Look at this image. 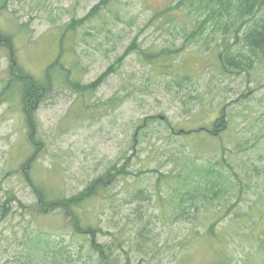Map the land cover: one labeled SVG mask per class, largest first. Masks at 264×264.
Listing matches in <instances>:
<instances>
[{
	"label": "rangeland",
	"instance_id": "rangeland-1",
	"mask_svg": "<svg viewBox=\"0 0 264 264\" xmlns=\"http://www.w3.org/2000/svg\"><path fill=\"white\" fill-rule=\"evenodd\" d=\"M101 1L0 0V264H264V62L224 76L223 27L188 38L206 16L190 0H110L87 18ZM16 71L45 88L37 109ZM30 182L79 201L47 208Z\"/></svg>",
	"mask_w": 264,
	"mask_h": 264
},
{
	"label": "trees",
	"instance_id": "trees-1",
	"mask_svg": "<svg viewBox=\"0 0 264 264\" xmlns=\"http://www.w3.org/2000/svg\"><path fill=\"white\" fill-rule=\"evenodd\" d=\"M110 0H102L99 2L97 6L93 8V10L88 14V17L93 16L95 13L98 15L105 6H109ZM186 0H180V2L174 6V9H178L180 6L185 5ZM184 3V4H183ZM198 3L201 8L206 10V16L204 19L200 21V27L198 30H194L189 36L193 37L195 35H199L201 32L207 30L209 26L214 24L216 28L224 30L223 36L224 39L217 45L219 49V63H221V68L224 76H230L233 74H243L250 73V70L255 67L258 62H264V0H190L189 7L192 8ZM165 12L161 14L164 16ZM81 21V20H80ZM77 24H79V22ZM76 24V25H77ZM74 26V23L68 25V29H75L77 26ZM80 26V25H78ZM219 26V27H217ZM0 37L4 39V41L8 44V38L4 36L0 32ZM134 44L138 43V38H136L132 44L129 45L130 49L133 48ZM11 55H13L11 53ZM147 61L150 63L155 62V54L145 52ZM14 58V57H13ZM17 70V68H16ZM17 77L23 83V102L30 103L34 107V109L38 108L39 101L43 100L44 97H41L40 94L45 92V88L41 87V84L30 74L27 72H17ZM105 76V75H104ZM102 76V78L104 77ZM98 81H93L88 84L81 85L79 82H75L74 84L78 88H82L85 93H93L96 90ZM174 86L179 87L178 92H182L188 86H194V80L190 77H179L175 79ZM2 95H0V101H2ZM192 98H199L198 96H193ZM243 101V100H240ZM200 104V102H199ZM26 113L30 119H32V110L26 106ZM223 115L216 119L213 123V131H218L225 129L227 123L225 121V112L222 110ZM169 121V120H168ZM170 122V121H169ZM205 130H208L206 127H199L198 129L191 130H179L177 133L181 135H189L191 137H203L205 135ZM34 131V129H33ZM36 138V135H35ZM37 139V138H36ZM34 139V143L39 145L41 142H38V139ZM247 143L245 142L242 145V149L247 148ZM194 154H198L197 150H194ZM190 161L195 162V158L189 156ZM33 159V158H31ZM211 158H207L206 162H210ZM100 181L97 180L91 184L89 189L96 188V185L99 184ZM30 185L34 188V191L40 194V198L47 208L55 207L54 205L59 206H68L71 207L72 204L79 201V198L76 196H72L69 198H51L48 197L36 184L30 182ZM217 186V183H213L211 186L214 189ZM209 183L205 188H209ZM88 193H82L81 197H87ZM143 193V190H141ZM14 202L17 200L16 196L10 195L7 200L4 202V206H2V216L1 218L6 219L11 213V206H8L7 202ZM57 200V201H56ZM239 201H242L240 199ZM249 202V200H247ZM237 203V202H236ZM239 205V203H237ZM186 212V209L182 207L181 211ZM258 221H255L252 224V227L255 228L258 225ZM90 227L80 226L78 231L81 235H92L95 236L98 232H103L100 228L89 229ZM213 231V228H211ZM258 237L260 240L261 247H264V229L259 233ZM92 243L95 245L94 239H92ZM104 258H107V255L104 254Z\"/></svg>",
	"mask_w": 264,
	"mask_h": 264
},
{
	"label": "bare ground",
	"instance_id": "bare-ground-1",
	"mask_svg": "<svg viewBox=\"0 0 264 264\" xmlns=\"http://www.w3.org/2000/svg\"><path fill=\"white\" fill-rule=\"evenodd\" d=\"M188 75H186V76H183V77H187Z\"/></svg>",
	"mask_w": 264,
	"mask_h": 264
}]
</instances>
